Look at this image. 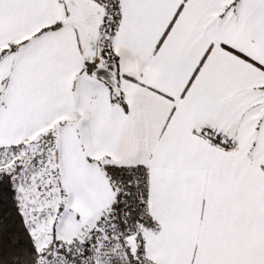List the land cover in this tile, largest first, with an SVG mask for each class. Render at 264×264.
<instances>
[{
	"label": "snow or ice",
	"instance_id": "obj_1",
	"mask_svg": "<svg viewBox=\"0 0 264 264\" xmlns=\"http://www.w3.org/2000/svg\"><path fill=\"white\" fill-rule=\"evenodd\" d=\"M0 264H264V0H0Z\"/></svg>",
	"mask_w": 264,
	"mask_h": 264
}]
</instances>
